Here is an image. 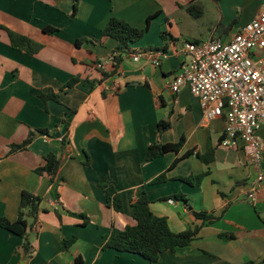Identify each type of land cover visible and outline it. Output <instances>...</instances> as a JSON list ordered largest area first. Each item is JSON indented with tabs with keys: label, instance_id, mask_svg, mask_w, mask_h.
I'll use <instances>...</instances> for the list:
<instances>
[{
	"label": "crops",
	"instance_id": "1",
	"mask_svg": "<svg viewBox=\"0 0 264 264\" xmlns=\"http://www.w3.org/2000/svg\"><path fill=\"white\" fill-rule=\"evenodd\" d=\"M74 3L0 0V24L41 45L28 56L0 30V219L16 220L23 191L38 196L43 210L30 230L28 253L22 238L0 228V264H148L139 255L101 251L111 228L135 224L132 204L143 191L172 232L199 229L191 245L160 254L157 264H264V159L263 181L250 203L256 171L241 142L224 146V119L207 121L187 87L170 89L186 61L184 43L229 39L259 14L264 0H76L70 18ZM191 3L202 9L197 18L199 11H187ZM110 18L135 28L150 19L116 70L108 62L116 42L102 35ZM46 27L56 31L47 34ZM146 49L163 50L167 58L159 67L132 60ZM72 79L78 82L66 87ZM48 93L57 99L45 101L41 95ZM162 120L170 128L160 142L184 139V145L147 161ZM39 130L47 131V140ZM31 134L26 150L10 153ZM257 136L264 148V126ZM48 153L60 160L53 182L35 172ZM163 172L167 182L150 183ZM199 175L192 185L176 180ZM103 178L119 193L122 213L106 205ZM179 194L183 199L172 198ZM194 213L217 220L206 224ZM71 239L64 251L62 240Z\"/></svg>",
	"mask_w": 264,
	"mask_h": 264
},
{
	"label": "built area",
	"instance_id": "2",
	"mask_svg": "<svg viewBox=\"0 0 264 264\" xmlns=\"http://www.w3.org/2000/svg\"><path fill=\"white\" fill-rule=\"evenodd\" d=\"M264 3L259 14L226 40L210 38L182 46V63L170 89L187 87L199 101L207 121H225L222 144L234 147L237 141L248 164L256 171L250 183L248 202L255 201L263 181L264 148L257 132L264 126ZM131 58L159 67L167 58L163 50L146 49ZM113 56L108 59L112 62ZM103 70L104 64L97 63ZM45 140L48 136L43 135ZM173 204V200H168Z\"/></svg>",
	"mask_w": 264,
	"mask_h": 264
},
{
	"label": "trees",
	"instance_id": "3",
	"mask_svg": "<svg viewBox=\"0 0 264 264\" xmlns=\"http://www.w3.org/2000/svg\"><path fill=\"white\" fill-rule=\"evenodd\" d=\"M218 2L219 0H213ZM73 12L70 18H74L76 13V0L73 5ZM187 11L192 13L193 9L199 11L195 15L197 18L201 15L202 9L194 4H190L187 7ZM149 20L144 28H135L130 26L127 22L110 18L106 23L102 35L103 37L110 38L116 42V46L113 49V68L116 70L123 60V56L132 52L131 46L139 42L148 30ZM231 26L224 29L225 32L229 31ZM0 30L5 31L8 34L10 46L19 52H22L28 56H34L40 50L41 45L33 41L32 39L19 35L5 26L0 24ZM47 34H53L56 30L51 27H46L43 30ZM162 38L163 34H162ZM77 41V45H79ZM1 67V65H0ZM78 82L77 79H72L66 87H71ZM42 98L45 101L50 99L56 100L57 97L53 93L42 94ZM170 128L168 121L162 120L157 125V140L150 145L147 149L146 160L151 161L156 158L164 156L166 153L175 152L178 153L183 145L184 139H181L176 144H163L160 142V135L162 132L167 131ZM39 133L47 136L46 130H39ZM33 140V134H31L21 144H15L10 146V153L26 150L28 145ZM191 152H187L180 158H185L191 155ZM180 158L176 159L170 169L179 162ZM204 159V158H202ZM44 163L38 167L35 172L40 176H46L53 182L55 176L58 174L60 167V160L52 153H48L43 158ZM201 179V175L193 177H180L179 180L188 185H192L194 180ZM166 172L161 173L154 178L151 184H160L167 182ZM99 187L104 191L106 198V205L114 209L118 213L123 212L122 200L116 189L106 183V178H103ZM174 199H183V195L179 194L173 196ZM41 199L31 193L23 191L20 197V203L18 206L17 218L15 221H9L5 218L0 219V228L5 229L23 240L22 250L28 253L31 248L30 243V230L37 221L39 215L43 210L40 207ZM132 207L134 209L133 218L134 225H127L123 230L111 228L105 236V242L101 246V251L113 250L118 253H129L139 255L148 261V264H157L160 254L166 251H175L177 248H184L191 245L198 237V228L187 230L180 233H174L170 230L168 222L164 217L155 216L150 209V202L148 200L146 192H142L140 197L133 201ZM195 217L201 219L206 224H212L216 218H213L206 213H194ZM224 239H230L226 235H221ZM75 239L62 240V248L67 251L69 247L74 243ZM81 264V261H77ZM245 264H255L248 262ZM261 264V263H257ZM263 264V263H262Z\"/></svg>",
	"mask_w": 264,
	"mask_h": 264
}]
</instances>
